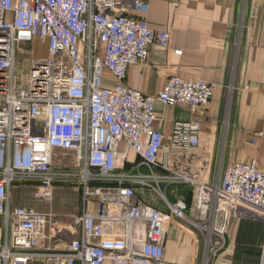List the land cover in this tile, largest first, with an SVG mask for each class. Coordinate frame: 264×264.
<instances>
[{"label": "built area", "instance_id": "obj_1", "mask_svg": "<svg viewBox=\"0 0 264 264\" xmlns=\"http://www.w3.org/2000/svg\"><path fill=\"white\" fill-rule=\"evenodd\" d=\"M148 12L146 0H0V264H164L174 219L203 234L209 264L237 216L264 220L256 160L232 164L215 183L202 176L213 84L172 75L153 96L128 86L130 68L147 65L151 47H171L169 33L141 17ZM27 43L46 46V56L32 54L20 79ZM158 104L195 116L174 123L167 145ZM70 155L71 172L58 167ZM70 182L81 202L64 223L42 208ZM15 185L29 187L37 206H15ZM180 185L193 191L197 220L186 201L167 195ZM141 190L159 194L168 210L149 205Z\"/></svg>", "mask_w": 264, "mask_h": 264}, {"label": "crops", "instance_id": "obj_2", "mask_svg": "<svg viewBox=\"0 0 264 264\" xmlns=\"http://www.w3.org/2000/svg\"><path fill=\"white\" fill-rule=\"evenodd\" d=\"M146 2L149 12L141 17L155 31L169 33L171 47L167 51L151 47L148 64L130 68L128 86L153 96L172 75L213 84V97L203 118L202 176L215 183L232 164L252 160L264 171V0ZM177 50L182 56L174 54ZM156 110V128L164 133L166 145L175 122L195 118L185 107L158 104ZM254 138L256 145H252ZM166 191L172 202L186 201L188 216L198 219L191 188L180 185ZM139 195L152 205L143 191ZM263 246L264 220L237 216L225 249L209 264H264ZM205 256L203 234L189 222L174 219L164 264H205Z\"/></svg>", "mask_w": 264, "mask_h": 264}, {"label": "rangeland", "instance_id": "obj_3", "mask_svg": "<svg viewBox=\"0 0 264 264\" xmlns=\"http://www.w3.org/2000/svg\"><path fill=\"white\" fill-rule=\"evenodd\" d=\"M21 49L23 51L18 53L17 64V74L20 79L29 74L32 54H34L37 58L46 56V46H43L39 43H36L35 45L32 43H27L23 45ZM69 158L70 159L68 160V162H65V164L67 163V165L59 163L58 167L68 170L69 172L74 170V158L72 157V155H70ZM32 192L33 191L29 187L23 186L18 188L15 185L13 187V199L15 202V206L36 207L37 205L34 204L32 200ZM141 192L142 190L140 191V193ZM143 194L146 195L147 199L153 206L166 208V202L159 194L150 190H144ZM81 195L82 192L78 187L77 182H70L61 186H57L53 207L48 206L42 208V210L50 211V209H52L58 220L64 223H71L73 217L79 212Z\"/></svg>", "mask_w": 264, "mask_h": 264}, {"label": "trees", "instance_id": "obj_4", "mask_svg": "<svg viewBox=\"0 0 264 264\" xmlns=\"http://www.w3.org/2000/svg\"><path fill=\"white\" fill-rule=\"evenodd\" d=\"M188 191V190H187ZM189 192V191H188ZM190 193V192H189Z\"/></svg>", "mask_w": 264, "mask_h": 264}]
</instances>
